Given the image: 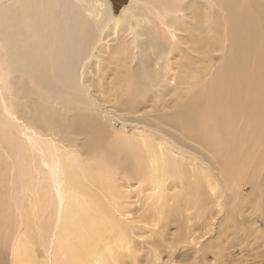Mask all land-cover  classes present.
Returning a JSON list of instances; mask_svg holds the SVG:
<instances>
[{"label":"rangeland","instance_id":"obj_1","mask_svg":"<svg viewBox=\"0 0 264 264\" xmlns=\"http://www.w3.org/2000/svg\"><path fill=\"white\" fill-rule=\"evenodd\" d=\"M109 1L119 15L133 0ZM176 1L173 8L182 5ZM206 3L191 4L187 18L179 22L185 31L176 36L157 25L159 15L142 1L141 9H148L158 36L144 39L142 54L136 57L133 42L123 41L111 51L101 73L95 68L85 84L90 91L84 99L92 105L91 113L76 114L83 116L80 124H86L78 130L79 140L74 138L80 147L88 132L99 153L107 148L113 152L123 139L126 148L145 143L191 182L185 190L181 183L176 186L165 165L163 174L169 171L170 178L158 190L146 173L130 171L120 172L116 189L104 194L91 183L96 201L119 223L107 235L105 264H264V56L256 60L260 54L253 41L242 57L230 53L227 58L222 49L231 42L223 21L229 12ZM141 19L121 29L122 37L130 28L144 34ZM263 20L255 18L261 25L254 29L259 39ZM59 115L65 119L70 114ZM220 117L225 119L223 128ZM205 125L212 126L207 134ZM202 132L216 141L217 153ZM112 161L110 170L132 162L126 153L114 155ZM49 211L52 214L53 208ZM47 243L50 251L54 242ZM49 251L48 264H54ZM3 259L0 256V264L9 261Z\"/></svg>","mask_w":264,"mask_h":264},{"label":"bare ground","instance_id":"obj_2","mask_svg":"<svg viewBox=\"0 0 264 264\" xmlns=\"http://www.w3.org/2000/svg\"><path fill=\"white\" fill-rule=\"evenodd\" d=\"M142 1L152 5L159 15L157 25L177 36L185 31L179 22L187 18L186 11L195 0H177L176 3L182 4L179 8H173L172 0H133L119 15L113 13L109 0H0V256L3 263L7 256L9 261L5 264H48L47 242L50 245L54 242L49 251L50 263L105 264L107 235L119 228V223L112 222L104 204L96 201L94 191L88 187L91 183L104 194L116 189L120 172L130 171L146 173L145 178L154 181L158 190L170 178L169 171L163 174L166 165L173 172L176 186L181 183L185 190L186 184H191L179 176L176 164L161 154H152L154 147L145 143L126 148L123 139L113 152L107 148V152L99 153L93 150L94 138L89 132L84 143L79 142L82 147L74 139L76 136L79 140L78 130L86 126L80 124L83 116L76 114L91 113L92 103L89 105L84 99L90 91L85 85L89 75H94L95 68L100 74L111 51L123 41L133 42L136 57L142 54L144 39L158 36L148 9H141ZM208 1L211 5L205 6L210 9L223 6L229 12L227 21H223L231 42L222 49L227 58L230 59V53L231 57L241 55L253 41L260 54L256 60L264 56V35L259 39L254 31L256 26H261L255 23V18L264 19V0ZM138 16L145 24L144 34L130 28L129 34L125 36L129 30L125 29L122 37L121 29L133 27L131 21ZM212 24L218 26L215 18ZM162 37L166 38L164 34ZM163 48L160 44L159 49ZM61 112L70 114L69 118L60 117ZM220 124L225 127L223 117ZM203 128L207 134L212 126ZM206 134L202 132V138L217 153L216 141ZM124 153L132 162L110 170L111 165L115 166L113 156Z\"/></svg>","mask_w":264,"mask_h":264}]
</instances>
